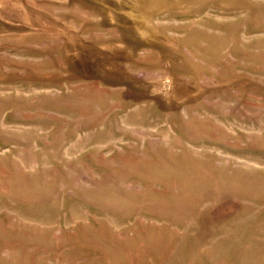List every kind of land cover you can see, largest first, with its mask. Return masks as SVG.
I'll return each mask as SVG.
<instances>
[{
  "label": "rangeland",
  "instance_id": "374dc122",
  "mask_svg": "<svg viewBox=\"0 0 264 264\" xmlns=\"http://www.w3.org/2000/svg\"><path fill=\"white\" fill-rule=\"evenodd\" d=\"M0 264H264V0H0Z\"/></svg>",
  "mask_w": 264,
  "mask_h": 264
}]
</instances>
